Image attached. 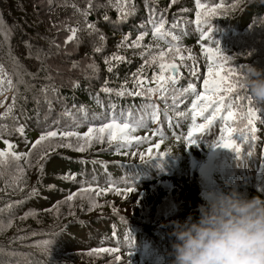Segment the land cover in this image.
<instances>
[{
    "label": "trees",
    "instance_id": "trees-1",
    "mask_svg": "<svg viewBox=\"0 0 264 264\" xmlns=\"http://www.w3.org/2000/svg\"><path fill=\"white\" fill-rule=\"evenodd\" d=\"M202 2L211 6L223 3L227 9L211 17L210 24L202 26L203 34L194 23L197 11L195 0H177L175 4L172 0H134L136 13L115 31L109 22L102 19V14L107 11L115 21L117 12L112 8L94 10L89 19L97 23L107 38L104 52L96 54L92 52L95 37L89 38L83 32L79 33L83 42L78 48L74 43L64 44L69 35L65 25L77 26V21H80V27L84 24L83 17L75 12L72 4L84 9L87 0H53L52 3L49 0H0V65L16 86L7 93L5 107L0 108V113L12 103V96L15 95L13 115L18 117V120L11 117L0 119V124L9 126L11 135L6 133L4 138L16 145L15 151H30L31 144L39 138L42 130L56 120L60 121L58 127L71 126L83 135L90 124L98 126L109 118L110 104L116 105L117 115L131 108L133 118L137 117L142 105L156 103L161 110L159 125L149 120V130L139 129L133 134L150 136L148 143H134L119 152L117 148L120 146L116 142L110 145L107 138L102 144L93 141L84 152L56 148L42 162L43 175L37 164L41 149L33 152L30 158L32 167L24 160L10 162L0 177V264H45L39 261V257L54 264H172L174 257L169 254L173 238L168 235L170 229L163 225L174 220L182 221L190 214L198 215V206L209 199L211 193L237 190L248 198H264V122L261 120L255 122V141H246L245 137L234 134L233 139L241 149L239 154L217 146L222 128L220 121L210 132L197 133L194 144L186 145L178 137L185 136L190 130V114L187 118H180L176 112H186L190 108L193 99L190 94L186 98L181 97L184 102L173 111L164 100L155 97L149 100L100 92L105 79L109 80V87L119 89L125 77H131L147 58L138 55L141 49H117L123 34L131 33L132 39H135L138 31L144 30L137 26L148 20L147 8L164 13L168 21L166 28L177 18L189 21L181 24L182 32L177 30L181 36L180 44L196 56L198 70L203 76L207 75L209 61L204 56L201 43L205 47H219L228 58L226 68L245 72L252 65L264 69V0ZM95 3L106 4L107 0H94V8ZM232 10L234 14L224 16ZM148 30L149 35L143 43L151 44L152 50L158 51L150 26ZM203 35H210V38L204 41ZM159 44L161 48L166 47L163 41ZM117 51L131 63L120 64L114 73H108L103 58ZM38 53L40 60L36 59ZM188 54V51L184 52L185 56ZM7 59L18 65L21 76L15 68L9 67ZM92 60L99 65V78L88 80L82 69ZM73 62H78L80 67L73 69ZM185 63L190 64L191 61L186 60ZM42 67L46 71H40ZM145 72L151 78L153 69L145 68ZM182 72L185 78L181 79L179 86L186 87L191 77H187L186 68ZM37 73L34 78L32 74ZM47 75H51L52 79H44ZM23 78L33 82L37 88L46 84L59 88L61 98L59 102L53 98V111L49 113L43 102L39 106L34 103L27 107L18 104L19 100L30 96L29 89L21 93L17 88ZM74 80L79 81V89L71 87ZM147 86L155 87V84ZM127 87L132 89L134 85L129 81ZM97 94L103 107L97 103ZM39 98L42 101L41 93ZM171 103L168 99L167 104ZM65 106L72 110L75 121L62 115ZM81 106L87 110V119L84 113L76 111ZM257 106L264 108L262 103ZM165 113L173 118L174 126L168 125ZM260 115L264 117V112ZM197 122L202 120L198 118ZM77 123L82 126L77 127ZM242 124L238 121V130ZM19 125H26L25 136L14 131ZM157 127L162 128L166 137L159 149L155 147L159 138L153 135ZM73 143H76L75 138ZM5 148L0 140V150ZM149 148H152L151 154L148 153ZM159 153L166 155L159 156ZM82 160L87 163H79ZM18 164L24 168V175L17 184L15 178L20 175ZM65 175L74 179H62ZM112 183L121 188V195L113 192L99 196L81 193L82 186L107 187ZM128 186L135 191H123ZM33 189L36 190L34 195ZM72 193L80 195L73 201H67V196ZM184 196L189 198L188 203H184ZM90 197L100 207H91ZM8 205L12 206L9 208ZM45 241L50 243L45 245ZM56 242H63L64 249L60 250L59 257L49 258L57 253ZM100 247L119 248L120 251L89 255L91 250ZM66 251L71 257L69 262L57 261L66 259Z\"/></svg>",
    "mask_w": 264,
    "mask_h": 264
},
{
    "label": "snow or ice",
    "instance_id": "snow-or-ice-1",
    "mask_svg": "<svg viewBox=\"0 0 264 264\" xmlns=\"http://www.w3.org/2000/svg\"><path fill=\"white\" fill-rule=\"evenodd\" d=\"M53 0H49L52 3ZM177 0H172L175 4ZM76 13H79L83 17V27H80V21L76 22L77 26L65 25V30L69 33L66 40L64 41L65 46L74 43L78 48L83 42L79 33H86L89 38L95 37L92 41V52L99 54L104 52L106 44V36L103 34L101 29L97 26V23L90 20L89 17L93 15L94 10L101 8H112L117 12V19L113 21L108 15L107 11L102 14V19L105 22H109L114 31L118 30L120 25L126 23L136 13V6L134 0H107V3H95L94 0H87V5L84 9H80L76 4H72ZM195 7L197 9L195 13V25L199 31L203 34V25L210 24V18L217 15L219 11L227 10L223 3L211 6L202 0H195ZM235 7V5H233ZM147 8V6H146ZM149 13L148 20L142 22L137 27L144 29L138 31L135 39H132L131 33L123 34L122 39L117 44L118 50L126 49H141L138 53L141 57H147L144 59L143 64L137 69L136 72L131 74V77H125L123 84L119 89L109 87V80L105 79L103 86L100 88V92L108 95L115 94L119 97L131 96L141 97L152 100L155 97L158 100H164L167 107L172 108L175 111L179 107V103L184 102L181 97H187L189 94L193 97L190 104V108L186 112H176V116L180 118H187L190 114L191 127L185 136L178 137L186 142V145H191L196 142L197 133L210 132L212 127L217 121H220L222 128L220 130V137L217 141V146L226 149L233 150L239 154L241 151L240 146L234 141V134L245 137L247 140L255 141L257 139L255 122L259 119L264 122V117L260 113L264 112V108L257 106L259 103L256 102L251 95L247 93L242 83L244 78V71L237 70L232 67H225L228 64V58L225 57L219 47H205L204 43H201L204 56L209 61L207 63V75L206 77L201 74L197 66V58L191 54V50H185L180 44L181 36L177 30L181 32L182 23H189L181 18L175 19L169 27L166 28L168 21L163 12H157L154 8H147ZM187 12L188 9H183ZM150 26L151 35L154 41H157L155 47L158 51H153L151 44H144L145 37L149 35L148 27ZM7 38V36H6ZM210 35H203L202 40L207 41ZM163 41L166 45L165 48H161L159 42ZM29 47H31L29 45ZM59 48V45H56ZM42 51V50H41ZM188 51L187 56L184 52ZM87 56V54H86ZM37 60H40L39 53L36 56ZM191 61L190 64H186L185 61ZM178 61V62H177ZM103 62L106 66L108 73H114L120 64L131 63L125 55L120 54L119 51L112 53L111 55L104 56ZM154 66V67H153ZM73 69L79 68L78 62H73ZM145 68H152L153 74L151 78L148 77L145 72ZM187 69V77H191L187 82L186 87H180L181 79L185 78V73L182 69ZM40 71H46L45 67H42ZM85 77L88 80L99 78V65L92 60L88 63L84 69ZM35 78L37 74H32ZM44 79L51 80V75H47ZM131 81L134 85L132 89L127 87V84ZM198 82V83H197ZM23 83V81H21ZM155 84V87L147 86L149 84ZM5 84L7 87H5ZM16 86L13 84L11 78L8 77L4 70L3 65H0V108H4V101L7 99V93L12 91ZM71 87L73 89H79V81H72ZM198 88L202 90H198ZM39 91L42 94V101L40 98H35L36 104L39 106L41 102L47 105L49 113L53 111V98L59 102L61 93L59 88L55 85H42ZM51 93V96L49 95ZM247 93V95H245ZM97 103L103 107V104L99 101V94L96 96ZM168 99H171L172 103L167 104ZM245 101L246 103H238ZM256 102L255 104L253 102ZM16 107V96H12V103L7 106L3 113H0V119H6L11 117L13 120H18V117L14 116V110ZM75 107V106H74ZM115 104H110L111 113L106 121H102L98 126L90 124L87 132L81 133L73 130L71 126H65L64 128L58 127L60 124L59 120L53 122V125H49L44 128L39 138L31 144V149L28 152H17L15 151L16 145L5 139L4 136L8 132L7 124H0V140L6 145V148L0 150V177L4 175L3 169L6 168L10 162H19L24 160L28 163L29 167H32L31 156L37 149H41L40 155L37 160L39 164V172L43 175L44 166L43 163L48 159L50 151L56 148H69L78 152H84L86 149L92 146L93 141L96 143H104L105 138L111 145L116 142L120 147L117 148L119 152L121 148H128L135 144L148 143L151 141L150 136H136L133 135L139 129H148L149 120L151 123L159 125L161 123V110L156 103H149L142 105L138 110V115L133 118L131 108L125 112L122 110L119 115L115 113ZM246 108V111L244 110ZM151 109V111H147ZM38 111V108H37ZM77 112H82L87 119V110L81 106L76 109ZM63 116L72 117V110L65 106L62 112ZM167 123L169 126L173 125V118L167 116ZM201 119L202 122L198 123L197 120ZM47 119V116L45 117ZM238 121H242L243 124L239 128L236 127ZM178 122V121H177ZM82 126L77 123V127ZM26 125H19L14 129L16 133L21 136H25ZM154 136L159 138V142L156 143V149L160 148V144L166 139L162 128L157 127L153 133ZM75 138L76 143H73ZM25 142L27 139L25 137ZM148 153H152V148L148 149ZM166 155V153H159V156ZM143 159V155H141ZM79 163H87V161H79ZM95 163V161L93 162ZM106 167V165H105ZM17 171L19 176L16 177V181L23 178L24 168L17 165ZM64 180L74 179L71 175H65L62 177ZM23 191V189H20ZM126 192H134L135 189L131 186L123 189ZM106 192H113L114 194L121 195L122 190L119 186L114 183L109 184L107 187H93V186H82L81 193H95L96 196L102 195ZM33 195L36 194V190L33 189ZM80 193H72L67 196V201H73L77 198ZM91 207H100L94 199L90 197ZM12 205H8L10 208ZM2 211V210H0ZM10 226V224H9ZM22 239V238H21ZM50 242L45 241L44 244L48 245ZM119 248H96L91 250L89 255L98 253H118ZM119 259V257H116Z\"/></svg>",
    "mask_w": 264,
    "mask_h": 264
},
{
    "label": "clouds",
    "instance_id": "clouds-1",
    "mask_svg": "<svg viewBox=\"0 0 264 264\" xmlns=\"http://www.w3.org/2000/svg\"><path fill=\"white\" fill-rule=\"evenodd\" d=\"M245 90L264 104V69L249 65ZM163 227L173 238L172 264H264V198H248L237 190L211 193L198 215Z\"/></svg>",
    "mask_w": 264,
    "mask_h": 264
},
{
    "label": "rangeland",
    "instance_id": "rangeland-1",
    "mask_svg": "<svg viewBox=\"0 0 264 264\" xmlns=\"http://www.w3.org/2000/svg\"><path fill=\"white\" fill-rule=\"evenodd\" d=\"M232 14H234V11L233 10L231 12H229V13H225L224 16H230ZM5 61L8 63V65H9L10 68H15L17 70L18 76H21L22 75V71L19 70L18 65L14 61H12L10 59L9 60L7 59ZM21 81H23V83H21ZM21 81H19V83L17 84V88H19V90H20L21 93L24 90H26V88L29 89L30 96H29L28 99H21V100H19L18 101V104L21 105V106H23V107H27L28 105L31 106L34 103H36L34 97L35 98H39L40 93H41L39 91L40 88L39 87L37 88V86L33 82H30L26 78H23ZM25 83H27V86L25 85ZM37 89H38V92H37ZM184 197H185L184 203H188L189 198L188 197L186 198V196H184ZM89 225L92 226V224H90V223H89ZM55 249L57 251L56 255H53L52 257H49V258H57V257H59L60 250L64 249V243L63 242H56L55 243ZM64 255H65V258H66L65 260H57V261L62 262V263L63 262H69V259L71 257L67 254V251L64 252ZM38 259H39V261L44 262L45 264H54L52 261H49L47 259H44L43 260L42 257H39Z\"/></svg>",
    "mask_w": 264,
    "mask_h": 264
}]
</instances>
